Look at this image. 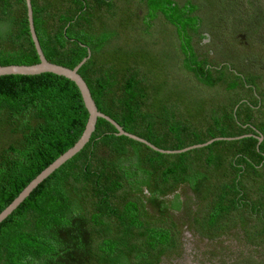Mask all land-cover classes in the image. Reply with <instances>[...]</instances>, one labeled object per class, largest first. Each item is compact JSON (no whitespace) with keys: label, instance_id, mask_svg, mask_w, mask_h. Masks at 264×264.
<instances>
[{"label":"trees","instance_id":"1","mask_svg":"<svg viewBox=\"0 0 264 264\" xmlns=\"http://www.w3.org/2000/svg\"><path fill=\"white\" fill-rule=\"evenodd\" d=\"M109 1L30 0L46 60L71 68L89 52L77 73L98 110L155 145L179 149L222 137L158 150L96 116L79 150L0 220V264H176L171 259L184 226L216 241L241 226L235 237L259 255L264 184L248 195L243 176L264 173V0H139L136 9L144 11L133 15L144 30L155 15L175 29L181 66L198 90L183 86L182 95L166 91L161 80L148 81L147 62L161 67L152 56L156 41L144 53L136 48L148 31L125 32L135 45L132 55L143 62L104 53L112 36L93 17ZM236 21L233 28L245 35L238 51L223 48L219 62L210 49L196 52V37H214L222 24ZM36 61L25 0H0V65ZM86 117L79 88L68 78L0 75V210L77 139ZM252 215L256 221L246 226ZM225 249L233 251L218 247L221 260ZM234 251L239 257L226 264H264Z\"/></svg>","mask_w":264,"mask_h":264},{"label":"rangeland","instance_id":"2","mask_svg":"<svg viewBox=\"0 0 264 264\" xmlns=\"http://www.w3.org/2000/svg\"><path fill=\"white\" fill-rule=\"evenodd\" d=\"M109 3L110 5L104 4L101 10H99L100 13L95 12L93 17L98 29L102 28L103 32L108 34V37L112 36L109 47H106V49L104 48V53L108 54V56L123 58L125 61L127 60V56L130 55V60L138 57L136 60L143 62L141 60L143 59L142 57H135V55H132L134 49L133 46L135 45H133V42L129 43L127 41L125 38V32H128V34L137 32L139 34V32L143 31L147 33L148 31L149 33H147V37H144L146 34H139L140 36L138 38L141 39L139 41L140 45L138 44L139 46H136V48H141V51L144 53L145 51H148L145 46L147 47L149 46L148 44L150 42L156 41L153 46L152 56L161 64V67H159L158 63L156 62H147V67L145 68L146 75L149 76L148 81L154 83L157 80H161L166 87V91L171 90L174 93H179L180 95H182L180 89L183 86L185 90H187L189 87L192 88L190 89L192 93H198L195 85L190 82V80L194 79L188 72L184 71L183 67L181 66V55L177 51L178 40L175 36V29L173 25H171L170 22L165 23L162 18L155 15L154 22L150 25H147V29L144 30L142 23L137 21L133 15L135 10H137V13L140 16L144 11L143 7H141V9H136V6L140 4L139 0H110ZM236 24H238V21H236L235 24L234 22L222 24L219 31L217 33L215 32L216 35L214 37L210 36V38L205 40H200V38L196 37L194 39V47L196 52L203 54L204 52H207V49H210L211 55L219 60H216L215 58L213 59L219 62L225 57L224 53H222L223 48L226 47L228 51H231V46L235 45L232 47V49L238 51L242 45L240 39H245V35L239 29V27H237L238 29H235L236 27L233 28L236 26ZM207 25H213V23ZM251 26L253 27V24ZM221 53L223 55H221ZM111 63L114 65L116 64L115 62ZM161 69L165 72L161 71ZM118 76H121V74ZM180 81L183 85L179 83ZM198 88L200 89V86ZM166 95L169 94L167 93ZM157 98L158 96H155V102L157 101ZM175 98H178V96ZM4 134L5 131H3V135ZM256 175L250 171H247V173H245L243 176L245 178L243 185L245 186L246 191L247 189L250 191V187L255 189L259 188V186H263L262 184H264V182H261V178L264 177L263 171L256 173ZM212 178L215 177L212 176ZM249 194L250 193L248 192V195ZM260 195L262 197L258 200L259 203L257 205H259L260 210L264 211V191L260 190ZM255 221L256 217L252 215L248 219L246 226H250V224L254 223ZM171 224V233L173 231L177 232V225L175 222H171ZM242 228L243 227L238 225L232 226L230 227V234L227 235L225 233L219 236L216 241L193 235L192 232L184 226L182 227V242L180 244V250L172 257L171 261L175 262L176 264H226L227 261L233 259V256L239 257L240 254H234V252H236L234 250H237L241 254H251L255 258V261H258L261 258L264 259V243L262 245H258L257 248H254L260 251L259 255H255V252H252L250 247L244 244V241L237 240L235 236L242 235ZM217 246L219 248L228 247L233 251H230L229 249L223 250L224 253L221 260L220 257L216 255L218 248ZM165 252L169 254L168 257L170 259L172 255L171 251L166 250ZM243 263L248 264L246 262ZM167 264L172 263L168 262Z\"/></svg>","mask_w":264,"mask_h":264},{"label":"water","instance_id":"3","mask_svg":"<svg viewBox=\"0 0 264 264\" xmlns=\"http://www.w3.org/2000/svg\"><path fill=\"white\" fill-rule=\"evenodd\" d=\"M26 3V11H27V19L29 21V28L30 33L33 39V45L36 50V53L38 55V61L32 62V63H20V64H8V65H0V75H6V74H32V73H38V72H50L54 73L56 75H61L65 78L70 79L78 88L81 93L84 105L86 107L87 111V117L86 121L84 123V127L80 133V135L77 137V139L68 146L64 151L61 152L53 161H51L46 167H44L40 172H37L34 174L24 185L23 187L18 191V193L0 210V220L5 217L24 197V195L36 184L37 181H40L44 176L48 175L51 171H53L56 167H58L60 164H62L65 160H67L69 157H71L74 153H76L77 150L84 144L85 141L89 138V134L91 130L94 127V123L96 120V116H103L107 120H109L111 123L114 124L116 127V133L117 134H125L131 138H134L136 140H139L146 145H149L153 149L158 150H183L186 148L194 147L196 145L205 144L207 142H210L211 140L215 138H221L222 136H215L212 138H209L201 143H194L191 145L184 146L179 149H172V148H165L158 146L157 144H153L150 141L146 140L145 138L138 136L132 132H129L122 128L121 125H119L113 118L107 116L104 112L98 110L97 104L94 100V98L91 95L89 86L86 85L83 78L77 73V69L79 66L85 61L87 58L89 52H87V55L83 57L76 65H74L71 68H68L63 65L55 64L52 62H49L46 60V58L43 55V52L41 50L39 39L37 36V33L35 31L34 22L32 20V10H31V4L30 0H25ZM258 139H260V136H258Z\"/></svg>","mask_w":264,"mask_h":264},{"label":"clouds","instance_id":"4","mask_svg":"<svg viewBox=\"0 0 264 264\" xmlns=\"http://www.w3.org/2000/svg\"><path fill=\"white\" fill-rule=\"evenodd\" d=\"M171 259V258H170Z\"/></svg>","mask_w":264,"mask_h":264}]
</instances>
